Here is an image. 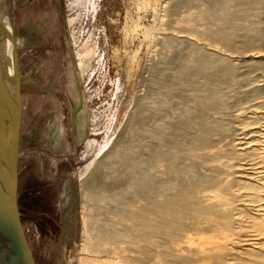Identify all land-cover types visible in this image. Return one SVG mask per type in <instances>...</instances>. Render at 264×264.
Instances as JSON below:
<instances>
[{"label": "rangeland", "instance_id": "1", "mask_svg": "<svg viewBox=\"0 0 264 264\" xmlns=\"http://www.w3.org/2000/svg\"><path fill=\"white\" fill-rule=\"evenodd\" d=\"M5 4L17 40L21 77L18 207L36 264H79L82 212L87 213L88 220L95 222L97 217L104 220L99 223L89 220L91 228L100 224L108 230L128 228L127 217L147 205V197L141 192L143 187L150 188V198L175 200L174 203L186 197L188 191L198 190L199 178L208 175L199 167L200 154L215 155L217 148H224L214 160L221 163L232 160V150L238 149L237 142L243 136L233 126L264 109V62L259 60V64L252 66L249 61L251 56L264 53V31L256 45L220 44L211 35L215 29L212 26L216 25L210 21V14L218 11L211 0H5ZM232 5L228 8L235 12L238 6ZM263 10L264 7L261 17H257L262 30ZM196 41L207 44V49L216 47L231 54L234 68L232 72L213 71L216 78L213 81L209 77V82L205 81L208 76L200 72V81H196L199 84L204 80L201 92L195 91L197 82L178 85L184 73L215 65L213 58L201 55ZM214 93L219 94H215L217 98ZM205 104L208 108H204ZM142 108L146 110L141 119L148 118L134 122ZM236 113L241 116L234 118ZM203 116L224 123L220 122L222 135L212 134L209 144L201 141L203 132L198 120ZM145 130L148 132L144 133ZM165 130L171 133L166 134ZM55 132L58 136H54L53 143L51 135ZM161 134H165L164 138ZM116 142L117 173L124 169L122 158L126 153L134 151L139 162L137 157L136 170L123 175L119 185L112 188L113 196L117 197L114 202L104 200L102 214L95 215V202L82 196L80 174L88 172ZM142 147L145 152H141ZM175 159L187 178L178 179L174 175L171 164ZM48 172L71 183L72 233L67 237L59 234L51 251L49 238L42 241L34 222L44 192L54 214L62 204L59 192L46 176ZM221 177L231 179L233 174L225 171ZM167 213L165 209L161 211L163 221L169 218ZM249 216L247 211L243 213L245 220ZM159 225L156 231L162 232V236L154 237L153 241L158 243L161 238L162 244L153 243L154 249L160 256H169L176 238L169 225ZM134 232L137 231L132 230L131 241L151 243L140 232V238ZM122 237L117 244L128 243L129 238Z\"/></svg>", "mask_w": 264, "mask_h": 264}, {"label": "bare ground", "instance_id": "2", "mask_svg": "<svg viewBox=\"0 0 264 264\" xmlns=\"http://www.w3.org/2000/svg\"><path fill=\"white\" fill-rule=\"evenodd\" d=\"M1 2L2 1L0 0V6ZM211 2L218 10L210 14V21L216 25V27L212 26L215 28H213L214 30L210 29L212 30L211 35L215 40L224 46H232L235 42H239L240 45L244 47L252 44L256 45V43L259 42V39L263 34L262 31L264 30L260 27L257 17L261 15L260 13L264 7V0H211ZM232 4L238 6H236L237 10L235 12H232V8L231 11L228 8L229 5ZM233 8H235V6ZM0 25H2L4 29V39H2V44L6 49L8 64L11 67L14 47L17 49V40L13 41V28L10 22L9 14L8 12L2 10L1 7ZM195 46L199 49V51L202 50L200 53L203 57L213 58L215 60V65L214 67L209 65L201 67L200 70L198 69L194 73H184V78L182 81L180 80L181 82L179 81L178 85L182 86L184 83L191 84L195 82L198 84V81H200V79L198 80L200 72H202L205 76H208L205 81L209 82L211 81L209 77L211 78L212 76V80L213 78H216V73L213 74V71H234V68L230 63V59L232 58L231 54L227 53L225 50L216 47H213V49H207V44H200L197 41L195 42ZM259 60H263L262 62H264V53H261V55L251 56L249 59L251 62L250 65L253 66L257 63L259 64ZM203 81L204 80H201L202 83H199L198 87L196 85L197 88H195V91H204L202 90L205 86ZM215 94L216 93H214V95ZM216 95L218 96L219 94ZM204 108H208V105L205 104ZM143 110L146 109L142 108L138 115H136L137 117H134V122L141 121L142 119L146 120L148 118L147 116V118L144 117L141 119L144 114ZM240 116L241 114L236 113L234 118H239ZM207 118L203 116L198 120V125L202 129L201 132H203L201 141L204 144L211 143L214 135H222V122L220 121V123L218 119L213 120L211 117L212 121H210ZM147 130H145L144 133H146ZM168 130H165L164 132ZM233 130H236L243 135L237 142V145L239 146L238 149L232 150L234 154L232 160H236V162L233 163L230 158V160H227L224 163L214 160L215 155H219L222 151H224V148H217L214 152L216 153L215 155L201 153L200 156L202 161L199 162V167H201V171L204 170L203 172H206V174L208 173V175H206V177L200 176L202 178H199L198 180V190L188 191V193L186 192L187 195H184L186 197L181 200L178 199L180 201L175 203L173 202L175 200L156 201L155 199L149 197L150 188L143 187L141 192L144 193L143 195H145L148 200L146 207L139 210L135 208L137 212L134 211L131 215H127L128 217L126 216L128 223L125 220L124 222L128 224V228L111 227L113 228L111 230H108V228L104 229V225L102 226L101 224L96 228L95 226H93L94 228H91L89 220L92 219L88 220L87 213L82 212L80 217L82 222L83 237L80 249L82 254L78 258V263L158 264L160 261H164L168 264H264V109L254 112L251 116H248V120L242 121L238 125L233 126ZM170 133V131L169 133L166 132V134ZM162 134L161 136L164 138L165 134ZM148 146L149 145H147V150ZM117 148L118 142L114 143L108 152L104 154L103 158L98 160L96 164L94 163L95 165L91 167L88 172L81 171L80 174V189L82 196L95 202V215L102 214V211L104 210V208L102 209V206L104 205L102 203L104 200L113 201L114 198H117L116 196H113L112 188L115 185H119L121 180L120 178L123 175H127L126 173L128 172L129 174L133 173L132 170L136 168L135 163L138 156L133 151L128 152L125 156H123L122 161L124 162V169L121 168L123 171L120 170V173L115 171L116 169L114 168V163L119 156L117 154ZM145 151L143 148L141 152ZM177 159L172 161L171 170L174 172V175L176 174V177L178 175V179H181L182 177L187 178L185 172H183L180 168L179 164L181 163L176 161ZM140 160L144 161L143 157H140ZM141 161L140 164H142ZM137 162H139V157ZM140 166L141 165H139V167ZM166 169L168 170V168ZM225 171L233 174V178H226L223 180L221 174ZM146 173H148V171H146ZM189 178L191 179V176L188 177V179ZM189 180L187 184H189ZM182 182L184 183V181ZM155 184L154 186L157 185ZM178 186L176 187L178 188ZM173 187L174 189L176 188L175 185ZM154 188L156 190V187ZM174 189L172 188V191ZM175 192H172L173 195L178 191L176 193ZM164 195L165 194L162 196L163 198ZM163 209H165L168 212L167 214L170 215L169 218L166 217L164 220L165 222L162 220L163 218L161 216V211ZM180 210L186 211L181 213ZM245 211L251 215L246 220L243 218V213ZM119 219L121 220L120 222H122L123 217ZM97 220L96 221L98 223L104 221L100 217H97ZM96 221L93 222L96 223ZM123 223H119V225H122ZM161 223L169 225L171 227L169 228L172 229L174 238H176V242L171 247V252L169 254L171 257L170 259H168L169 256L167 255L160 256V254H156V250L154 249L155 244L160 246L158 243L161 238H158L159 242L156 243L154 242V237L161 235L162 232L160 233L159 231H156ZM132 230L137 231L134 233L140 232L141 237H144L147 240V243L149 241H151V243L141 244V242L138 244L131 241V236L133 234ZM163 231H165V229ZM140 233H138L139 238ZM122 236H127L129 238L127 244H117L119 238ZM10 258L11 251L8 245L5 244L0 237V264H13Z\"/></svg>", "mask_w": 264, "mask_h": 264}, {"label": "water", "instance_id": "3", "mask_svg": "<svg viewBox=\"0 0 264 264\" xmlns=\"http://www.w3.org/2000/svg\"><path fill=\"white\" fill-rule=\"evenodd\" d=\"M1 1L0 7L7 12L5 0ZM2 39L4 29L0 25V237L11 251L13 264H36L23 228L17 198L22 117L18 53L14 47L10 67Z\"/></svg>", "mask_w": 264, "mask_h": 264}, {"label": "flooded vegetation", "instance_id": "4", "mask_svg": "<svg viewBox=\"0 0 264 264\" xmlns=\"http://www.w3.org/2000/svg\"><path fill=\"white\" fill-rule=\"evenodd\" d=\"M56 132L55 135H51L53 143L56 141L55 137L58 136ZM46 176L50 179L52 187L54 186L59 192L58 199L61 200L62 204L60 208H57V212L54 214L52 211L54 207L47 199L48 194L44 192V198L40 201L39 210L36 212L39 216L38 218L35 217L36 219H34V222L40 234L39 236L43 239L42 241L45 240V242H47L46 238H49V243L47 244L49 251H51L56 247V240L59 234H63V236L67 237V235H71L72 233V215L69 208L71 183L67 180H63L64 178H62V176L56 179L49 172L46 173Z\"/></svg>", "mask_w": 264, "mask_h": 264}]
</instances>
